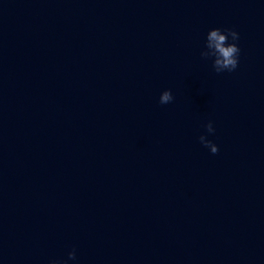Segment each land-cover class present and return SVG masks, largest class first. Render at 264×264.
<instances>
[{"label": "water", "instance_id": "obj_1", "mask_svg": "<svg viewBox=\"0 0 264 264\" xmlns=\"http://www.w3.org/2000/svg\"><path fill=\"white\" fill-rule=\"evenodd\" d=\"M54 259L264 264V0H0V264Z\"/></svg>", "mask_w": 264, "mask_h": 264}, {"label": "clouds", "instance_id": "obj_2", "mask_svg": "<svg viewBox=\"0 0 264 264\" xmlns=\"http://www.w3.org/2000/svg\"><path fill=\"white\" fill-rule=\"evenodd\" d=\"M231 38V43H229ZM239 34L233 29L214 28L209 30L206 36L205 49L201 51L200 55L204 59H213L212 67L216 73L232 72L238 67V57L240 48L237 45ZM174 99L170 90H165L160 94L159 103L168 104ZM206 131L209 134H214L215 129L211 121L205 125ZM202 145L209 148L212 154H216L219 149L216 144L208 140L205 135L199 137ZM75 250L68 253V260H75ZM68 260L59 261L51 260L49 264H68Z\"/></svg>", "mask_w": 264, "mask_h": 264}]
</instances>
